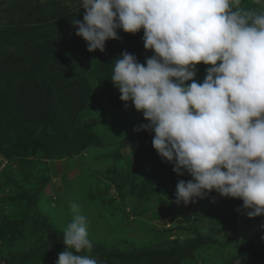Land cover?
Wrapping results in <instances>:
<instances>
[{
    "label": "clouds",
    "instance_id": "obj_1",
    "mask_svg": "<svg viewBox=\"0 0 264 264\" xmlns=\"http://www.w3.org/2000/svg\"><path fill=\"white\" fill-rule=\"evenodd\" d=\"M241 2L82 0L83 22L73 25L89 52H103L107 41L120 39L119 30L143 29L144 47L154 55L140 63L124 51L112 64L121 101L147 121L134 131L154 133L161 161L192 177L178 181V204L215 191L242 200L255 219L264 216V10L246 11ZM200 64L211 66L203 82L196 80ZM72 211L56 264H97L80 255L93 245L86 217L75 203Z\"/></svg>",
    "mask_w": 264,
    "mask_h": 264
},
{
    "label": "trees",
    "instance_id": "obj_2",
    "mask_svg": "<svg viewBox=\"0 0 264 264\" xmlns=\"http://www.w3.org/2000/svg\"><path fill=\"white\" fill-rule=\"evenodd\" d=\"M10 4L24 19L10 25L0 22V153L17 163L16 169L9 165L0 173V191L13 187L16 193L0 197V240L8 250L17 247L6 264L56 262L66 248L65 231L39 210L40 196L52 181L48 161L74 160L90 148L104 146L94 129L97 122L90 119L94 109L104 110L93 91V82L102 80L114 109L123 108L121 93L111 82L112 64L128 48L126 40L137 45L139 33L144 36V32L125 33L123 40L107 41L103 52H89L87 42L76 36L73 25L76 19L83 22L86 11L67 13L59 2ZM241 7L258 14L264 10V0H242ZM140 133L146 140L136 162L156 153L152 137L146 131ZM117 154L112 155L118 158ZM162 163L157 154L153 164L160 170L165 169ZM164 164L169 165L168 173L175 178L173 164ZM23 182L32 187L21 185ZM140 187L141 192L136 194L141 197L152 189L149 182ZM172 232L158 233L160 246L153 248L146 246L122 254L101 244L93 245L89 254L85 250L80 255L97 258V264H182L194 252L216 244L201 234L191 239L189 233L184 242L167 239ZM245 245L243 249L251 255L244 257L243 264H264V246L257 247L253 241Z\"/></svg>",
    "mask_w": 264,
    "mask_h": 264
},
{
    "label": "rangeland",
    "instance_id": "obj_3",
    "mask_svg": "<svg viewBox=\"0 0 264 264\" xmlns=\"http://www.w3.org/2000/svg\"><path fill=\"white\" fill-rule=\"evenodd\" d=\"M12 1H19L23 5L37 1L59 2L63 9L68 10L67 13L77 9L86 11L82 8V0H0V22L6 25L24 19L10 4ZM48 11L50 8L46 13ZM118 35L120 40L125 39L123 30H119ZM143 37L140 32L137 45L126 40L128 48L125 51L134 54L140 63H145L146 58L154 55V52L145 49ZM210 67L204 64L196 66L197 82H203L206 69ZM106 88L102 80L93 82L94 93L104 110L108 111L94 109L90 116L97 122L94 129L104 146L90 148L74 160L48 161L52 181L40 196V214L64 232L76 215L72 211L75 203L79 206V214L87 219L88 238L92 245L106 244L110 250L122 254L146 246H160L156 235L168 230H173L167 238L170 240L184 242L185 235L191 233V239L201 234L216 242L194 252L182 264H243L244 257L251 255L243 249L246 242L253 241L257 247H263L264 244L261 246L260 243L264 242V216L249 219L243 210L242 200L225 198L213 191L205 198H196L195 202L178 204V181L191 180L192 177L186 173L184 176L176 174L174 178L173 174L168 173L169 165L165 167L164 163L165 169L158 170L156 167L159 165L153 164L157 152L136 162V155L146 137L134 131V128L147 121L131 102L120 110L114 109ZM147 133L151 137L154 135ZM114 153H118V158L112 155ZM126 156L135 159L126 160ZM11 165L16 169L15 161ZM148 182L152 189L144 196H138L136 193L142 190L140 186ZM80 184L88 185L82 187L84 185ZM21 185L32 187L25 182ZM12 195H16L13 187L0 191V197ZM114 230L117 233L113 235ZM16 249L8 250L0 240V264L11 259ZM41 264L56 262L52 260Z\"/></svg>",
    "mask_w": 264,
    "mask_h": 264
},
{
    "label": "built area",
    "instance_id": "obj_4",
    "mask_svg": "<svg viewBox=\"0 0 264 264\" xmlns=\"http://www.w3.org/2000/svg\"><path fill=\"white\" fill-rule=\"evenodd\" d=\"M9 165H11V162L7 160L5 157L0 155V173L6 169ZM6 264V263H3Z\"/></svg>",
    "mask_w": 264,
    "mask_h": 264
},
{
    "label": "crops",
    "instance_id": "obj_5",
    "mask_svg": "<svg viewBox=\"0 0 264 264\" xmlns=\"http://www.w3.org/2000/svg\"><path fill=\"white\" fill-rule=\"evenodd\" d=\"M57 171V170H56ZM57 174H58V172H57Z\"/></svg>",
    "mask_w": 264,
    "mask_h": 264
}]
</instances>
